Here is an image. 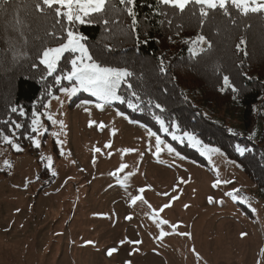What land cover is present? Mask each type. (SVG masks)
Listing matches in <instances>:
<instances>
[{"label": "rangeland", "instance_id": "obj_1", "mask_svg": "<svg viewBox=\"0 0 264 264\" xmlns=\"http://www.w3.org/2000/svg\"><path fill=\"white\" fill-rule=\"evenodd\" d=\"M80 92L48 100L33 137L37 158L0 146V264H264V196L234 163L211 154L200 166L169 153L167 142L157 156L148 128L111 105L98 109L95 98L70 106ZM42 163L52 176L43 188ZM122 164L128 167L117 171ZM216 169L232 183L213 187ZM235 189L247 204L226 194ZM136 195L147 203L132 205Z\"/></svg>", "mask_w": 264, "mask_h": 264}, {"label": "trees", "instance_id": "obj_2", "mask_svg": "<svg viewBox=\"0 0 264 264\" xmlns=\"http://www.w3.org/2000/svg\"><path fill=\"white\" fill-rule=\"evenodd\" d=\"M32 5L33 0L0 4V146L6 135L37 158L38 148L30 139L35 136L31 131L32 114L42 116L48 100L74 82L63 80L56 85L52 77L41 80L46 70L37 54L42 47L58 43L47 33L55 31L59 35L60 29L59 25L53 26L51 16H42ZM123 8L119 0H111L107 18L115 22L77 26L87 37L84 43L93 60L132 73L127 78L132 89L122 84L120 93L135 103L131 91H136L142 111H133L119 102L111 106L151 129L186 159L207 167V160L187 138L183 143L173 141L171 135L161 131L153 113L166 126L174 121L179 128L170 127V132L182 135L187 131L203 145L219 148L264 196V13L244 15L229 4L228 15L217 8L201 18L198 5H189L180 13L169 6H157L155 0H137L139 24L133 33L131 18ZM161 8L167 15L154 14ZM17 18L21 23L16 22ZM61 67L70 69L71 65L61 60ZM224 76L229 78V85H225ZM83 99L92 101L95 97L80 92L70 106ZM12 108L17 111L12 112ZM13 122L21 127L17 129ZM236 145L251 151L241 155ZM52 151L57 157L54 142ZM39 170L37 180L44 181L43 188L52 176L43 163Z\"/></svg>", "mask_w": 264, "mask_h": 264}, {"label": "snow or ice", "instance_id": "obj_3", "mask_svg": "<svg viewBox=\"0 0 264 264\" xmlns=\"http://www.w3.org/2000/svg\"><path fill=\"white\" fill-rule=\"evenodd\" d=\"M9 0H0V4H8ZM111 2V0H33V8L36 12L42 14V16H51L54 21V27L59 25V35L55 31H50L47 34L53 36L58 40V43L55 46H45L42 47L38 52L39 64L43 65L46 70L45 74L41 76V80H45L47 77H52L56 85H60L63 80H67L70 84L74 82L72 87H62L60 90L67 94L68 96H74L78 91H83L89 93L91 96L96 98L95 107L103 110L106 105H111L114 102H119L120 104H127V107L132 109L133 111H142L140 108V102H142L140 95L136 91H131V96L135 98V103L132 99H127L124 95L120 93V88L122 84H126L128 89H132V85L128 82V77L132 76V73L128 71L126 68H118V67H110L105 66L101 63L93 60L92 55L89 52L88 47L85 45L84 41L87 39L83 34H81L77 30L78 25L85 24H94V23H102L107 26L110 23L115 21H110L107 18V5ZM119 4L123 5V11L127 14L128 17L131 18L130 30L133 33H136L139 21L137 19V12L135 11L137 0H119ZM155 4L157 6H169L173 9L179 10L180 13H183L185 9L189 5H198L199 6V16L201 18H205L209 15V10H215L217 8L224 11L225 15H228V5L231 4L235 9L241 12L244 15H247L249 12L258 13L264 12V0H155ZM158 15H167V13L161 8L158 13H154ZM193 15H196V12H193ZM147 19V17H145ZM18 24L21 23L19 18L16 21ZM171 23V21H169ZM137 42H139V35H137ZM200 40H203V37H199ZM241 43H244L241 40ZM239 48V45H237ZM65 54H68L66 57ZM61 60H66L67 64L71 65L70 69L61 67ZM161 70L163 71V60H161ZM55 74V75H54ZM225 85H229V78L224 76ZM233 92L236 91L235 88L232 89ZM46 94L51 95L50 91H47ZM58 99V97H54ZM151 101H148V104L151 105ZM49 105H45L48 107ZM155 107L160 109L161 112L164 109L160 104H156ZM12 112H16V108L11 109ZM23 115V112L20 113ZM33 120H32V132H37V125L40 124V117L36 112H33ZM120 116H124V113H118ZM153 116L156 122L160 126V130L165 132L166 134L171 135V139L173 141H179L181 143L184 142V139L187 138L188 143L197 148L200 151L202 156L207 157L209 162L211 163V154H222L219 148H212L207 145H203L202 141L197 139L194 135L184 131L182 135H177L175 131L170 132L169 128L178 130L179 126L175 124V122H171L168 126L159 115L153 113ZM127 118V117H125ZM48 119L55 124L57 121L53 119V117L49 114ZM135 123V121H130ZM15 127L18 129L21 127L19 123H15ZM63 125V122H60ZM91 123L90 122V126ZM100 127L103 128L104 125L101 123ZM149 136H155L156 138V152L155 155H159L161 151V145L165 142L158 136L155 132H152L151 129H148ZM234 135L236 133H233ZM55 135V134H54ZM251 138V137H250ZM2 139L4 142L11 145L15 151L19 152L23 149L13 142L8 136H3ZM32 143L35 147L39 148L40 143L38 140L31 138ZM58 143H60L58 141ZM105 147H110L109 144H106ZM169 153H173L175 149L171 145H165ZM235 149L238 153L243 155L246 151H251V149L236 145ZM151 150V148L149 149ZM94 151L99 152L100 149H94ZM125 152L136 151L135 149H125ZM179 155V153H176ZM42 159H46L48 162V167L51 169L52 158L44 157ZM4 164L7 167H11L9 161L5 160ZM93 164H95V159L93 160ZM126 167V164H122L120 169L117 171H123ZM217 179L213 184V187L223 183H232L230 180L221 181L219 179V171L216 169ZM51 174L53 176L57 175L55 171H52ZM112 175H116V173H112ZM128 175H132L129 173ZM127 180V176L124 180L120 181L122 186L127 187L124 181ZM140 193H143L145 189H138ZM238 189L233 190V192L226 193L231 196L234 201L239 199V202L247 204L246 197H237L234 195V192H238ZM175 199V198H173ZM213 198L209 197V202L211 203ZM137 201H142L147 203L144 200L142 195H136L131 197V204L135 205ZM170 204H166L159 209V212H163L165 208L170 207ZM151 207V205H149ZM187 207V206H186ZM250 207V205H249ZM255 211V209H253ZM157 212L155 215H158ZM132 217H126V219H131ZM155 219V216L152 217ZM160 224H168L169 222L166 220H160ZM173 229L178 227V225H170ZM181 235H190L187 233H180ZM166 235L165 232L161 231L160 237L162 238ZM246 235L242 233L243 237ZM92 243V242H88ZM134 243H141L140 241H136ZM116 249H109L108 255L111 256ZM130 264V262H129Z\"/></svg>", "mask_w": 264, "mask_h": 264}]
</instances>
